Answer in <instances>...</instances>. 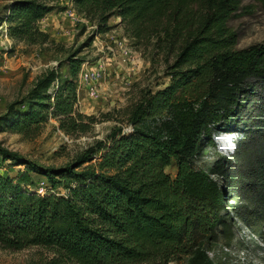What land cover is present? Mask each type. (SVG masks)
Here are the masks:
<instances>
[{
    "label": "trees",
    "instance_id": "1",
    "mask_svg": "<svg viewBox=\"0 0 264 264\" xmlns=\"http://www.w3.org/2000/svg\"><path fill=\"white\" fill-rule=\"evenodd\" d=\"M252 1L264 10V0ZM57 2L12 1L0 26L15 44L45 45L49 36L38 23ZM241 2L71 0L94 26L86 46L121 27L135 50L152 61L163 59L169 82L141 91L126 107L127 131L113 128L64 167H43L0 145V162L24 167L14 177L0 173L1 249L40 247L49 253L26 264H213L205 246L230 243L233 227L222 216L224 191L197 167L196 156L204 137L240 106L251 82L264 90V43L236 50V35L227 26ZM111 18L118 19L115 26L108 25ZM82 63L69 55L65 77L59 67L38 79L26 98L0 116V133L29 134L49 118L67 136L86 133L96 120L77 109ZM260 104L253 129L260 159L248 177L263 210L264 97ZM168 167L175 168L174 176ZM33 176L45 180L42 194Z\"/></svg>",
    "mask_w": 264,
    "mask_h": 264
},
{
    "label": "rangeland",
    "instance_id": "2",
    "mask_svg": "<svg viewBox=\"0 0 264 264\" xmlns=\"http://www.w3.org/2000/svg\"><path fill=\"white\" fill-rule=\"evenodd\" d=\"M12 1L15 0H0V19L4 7ZM55 5L56 8L38 23L49 36L45 45L15 44L11 39H5L1 29L5 25L0 26V116L11 103L26 98L37 80L50 70L60 67L59 74L61 78L65 77L69 55L76 54L92 69L99 62L104 70L96 97L90 98L85 90L77 92L78 111L96 120L86 133L67 136L51 118L29 134L0 133L2 148L47 168L71 164L113 128L127 131L126 107L137 100L141 91H156L169 82L163 59L152 61L144 50H135L121 27L95 36L91 45L86 46L94 26L72 9L71 0H58ZM117 22L118 19L111 18L108 25L115 26ZM227 26L236 35V50L264 43V10L252 0H242ZM261 87L259 82L250 83L247 93L241 97L240 106L223 120L224 126L204 137L196 156L197 167L216 180L224 191L226 211L222 216L233 227L230 243L219 240L205 246L213 264H264V209L256 203L254 186L248 177L260 159L259 132H253V129L264 97ZM23 169V166H11L8 161L0 162V173L9 177ZM165 171L171 176L175 174L173 167ZM33 178L35 190L41 184L45 185L42 177ZM46 189L45 186L44 191ZM48 256L49 253L40 247L16 252L0 248V264H26L32 259Z\"/></svg>",
    "mask_w": 264,
    "mask_h": 264
},
{
    "label": "built area",
    "instance_id": "3",
    "mask_svg": "<svg viewBox=\"0 0 264 264\" xmlns=\"http://www.w3.org/2000/svg\"><path fill=\"white\" fill-rule=\"evenodd\" d=\"M3 33L5 39L8 40L7 32H6V26H3ZM107 50H111L108 45H105ZM124 56L127 55V52H123ZM124 61L126 59H123ZM104 70L101 68V65L99 62H96L95 67L89 68L88 63H82L80 71L77 75V83H78V89L77 92L79 93L80 90H85L86 94L89 95L90 98L96 97L98 92V82H100L102 78ZM58 85L57 82H55L52 87L56 88ZM45 185L41 184L37 189V193L42 194L44 192Z\"/></svg>",
    "mask_w": 264,
    "mask_h": 264
}]
</instances>
